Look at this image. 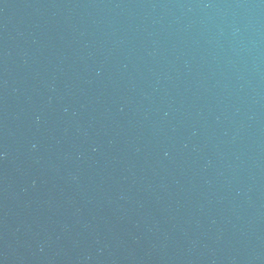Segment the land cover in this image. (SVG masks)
<instances>
[{
  "label": "water",
  "instance_id": "water-1",
  "mask_svg": "<svg viewBox=\"0 0 264 264\" xmlns=\"http://www.w3.org/2000/svg\"><path fill=\"white\" fill-rule=\"evenodd\" d=\"M99 264H264V0H108Z\"/></svg>",
  "mask_w": 264,
  "mask_h": 264
}]
</instances>
